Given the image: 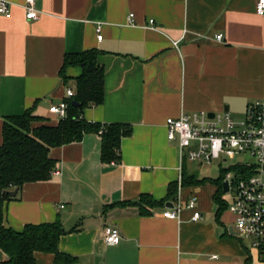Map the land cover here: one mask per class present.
<instances>
[{
  "label": "crops",
  "instance_id": "obj_1",
  "mask_svg": "<svg viewBox=\"0 0 264 264\" xmlns=\"http://www.w3.org/2000/svg\"><path fill=\"white\" fill-rule=\"evenodd\" d=\"M6 1L13 5L11 18L0 15V147L7 117L32 110L40 118L35 127L57 125L49 108L67 99V88L76 92L82 73L80 67L67 69L65 83L64 58L90 49L101 52L105 99L83 117L128 124L132 133L122 140L119 163L102 162L97 134L51 149L56 174L19 189L5 204L4 225L22 231L28 224L60 221L67 234L59 251L74 264H264L235 235L224 188L226 209L217 214L214 181L224 170L219 165L218 177H199L213 166H181L178 143L168 141L166 129L168 118L195 112H229L235 119L250 102L264 99L259 0H35L41 12L36 21L25 17L26 0ZM130 14L136 26L128 24ZM150 20L159 30L146 28ZM219 34L222 42L216 41ZM185 175L199 183L184 185ZM179 194V218H166ZM143 195L163 204L141 205ZM193 197L199 221L187 208ZM142 207L150 214L142 215ZM109 226L121 233L118 245L104 242ZM35 257L36 264H57L52 254ZM8 259L0 250V263Z\"/></svg>",
  "mask_w": 264,
  "mask_h": 264
},
{
  "label": "trees",
  "instance_id": "obj_2",
  "mask_svg": "<svg viewBox=\"0 0 264 264\" xmlns=\"http://www.w3.org/2000/svg\"><path fill=\"white\" fill-rule=\"evenodd\" d=\"M101 52L90 49L81 53L68 54L64 58L60 76L65 83L67 69L80 67L82 73L75 79V97L67 100L68 116L57 125L34 124L40 120L29 110L22 116L7 117L3 126V143L0 147V250L8 256V261L0 264H36V254H52L57 264H74L76 259L59 251V241L67 232L60 221L54 223L28 224L22 231H15L4 225L5 204L14 198L3 192L25 184L47 182L56 168V161L51 159L53 148L77 143L85 135L97 134L101 138V160L103 163H119L122 140L132 133L128 124H100L87 121L83 114L86 109L100 106L105 99V69L99 63ZM73 102L78 103L74 106ZM225 174V173H224ZM223 176L214 181L218 191L214 197L219 206V215L226 209L222 201ZM198 184L192 177L185 175L184 185ZM177 184L169 188V198L175 199ZM141 205L155 208L163 204L156 202L149 195L141 197ZM130 205V204H129ZM141 208V214L147 216V208Z\"/></svg>",
  "mask_w": 264,
  "mask_h": 264
},
{
  "label": "built area",
  "instance_id": "obj_3",
  "mask_svg": "<svg viewBox=\"0 0 264 264\" xmlns=\"http://www.w3.org/2000/svg\"><path fill=\"white\" fill-rule=\"evenodd\" d=\"M12 5L0 0V15L11 18ZM24 10L28 21H36L41 16L35 0H26ZM256 13L264 17V0L258 1ZM128 24L137 25L134 14L129 15ZM146 28L159 30L154 20H150ZM97 32L98 39L102 40L101 26ZM216 41L222 42L223 35H217ZM75 94L73 89L67 88V99L51 105L50 114L59 121L65 119L67 100ZM166 129L168 141L178 143L181 166L185 161L207 167L218 163L224 170L223 184L228 186V211L234 216L235 235L264 262V99L250 102L241 120L234 119L229 112L214 114L213 118L207 112H195L168 118ZM187 208L194 211L192 221L202 218L196 209L195 197L188 200ZM182 209L179 194L165 217L178 219ZM103 239L107 245L115 246L122 237L118 228L109 226L104 229Z\"/></svg>",
  "mask_w": 264,
  "mask_h": 264
},
{
  "label": "rangeland",
  "instance_id": "obj_4",
  "mask_svg": "<svg viewBox=\"0 0 264 264\" xmlns=\"http://www.w3.org/2000/svg\"><path fill=\"white\" fill-rule=\"evenodd\" d=\"M243 118L242 115H237L235 116V119L236 120H241ZM230 163V162H229ZM225 167L228 166V164L224 165ZM206 171V172H205ZM211 171V170H210ZM220 174V171H219V164L216 163L213 165V168H212V171L209 173V171L207 170H201L200 172H198L196 175L199 176V177H204L205 175H209V176H213V177H218ZM229 197V195H227V198Z\"/></svg>",
  "mask_w": 264,
  "mask_h": 264
},
{
  "label": "water",
  "instance_id": "obj_5",
  "mask_svg": "<svg viewBox=\"0 0 264 264\" xmlns=\"http://www.w3.org/2000/svg\"><path fill=\"white\" fill-rule=\"evenodd\" d=\"M73 105L74 106H78L79 104L78 103H76V102H73ZM213 116H214V114H210V117L211 118H213ZM223 187H224V192H228V186H227V183H224L223 184ZM18 191H19V188H16L15 190H13V191H5V192H3V194L4 195H8V196H10V197H12V198H15L16 196H17V194H18ZM168 208H173V203H169L168 204Z\"/></svg>",
  "mask_w": 264,
  "mask_h": 264
}]
</instances>
